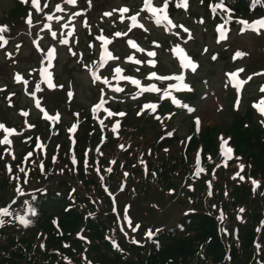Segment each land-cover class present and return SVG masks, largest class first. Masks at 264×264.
I'll use <instances>...</instances> for the list:
<instances>
[{
  "label": "rangeland",
  "instance_id": "1",
  "mask_svg": "<svg viewBox=\"0 0 264 264\" xmlns=\"http://www.w3.org/2000/svg\"><path fill=\"white\" fill-rule=\"evenodd\" d=\"M38 2L41 7H43L44 0H38ZM47 2L49 7L44 10L45 13L51 11V14L62 16L64 19L59 22L56 20L47 21L44 19L43 22L38 23L37 21L41 19L43 14H36L29 5L30 10L33 11V26L29 28L25 22L19 19L21 17L19 13L23 10V7L18 6L17 10H13L15 7L14 0H0V25L6 24L9 26V31L7 33L13 29L11 33L5 37L8 43L4 48H0V87L5 88L3 92H0V122L4 123L7 127L15 128L16 132L19 133V135L14 134L10 136L12 140L11 146L0 145V156L4 157L3 160H0V207L8 206L12 200L17 202L20 199V196H17L14 192L15 186L18 184L24 193H30L35 190L46 193L49 192V190H53L63 192L62 194H75L73 197H75L76 194L81 196H96L97 205H95L94 210H100L105 207L102 195L99 193L102 187H104L107 189V191L104 189V193H111L110 196L117 202L118 212L120 211L119 218H121L120 214L124 211L125 207L130 206L128 208V213L130 212L135 220L140 221L141 224L143 223V226H148L152 229H155V227L165 229L172 228L176 222L182 218L183 214L192 211L191 207H194V205L187 204L182 198L185 197V194L189 190L188 188L182 187L183 184L181 186V184L177 182L175 185L176 190L172 192L174 196L168 195L165 197L166 195L163 196L161 190L154 186V181H149V187L147 189L143 187L139 190L146 192V199H148V201H143L138 200L142 198H132V189L130 193L127 194V185L129 187V183L131 182V184L133 183L131 187L137 188L138 185L133 178H146L147 174L145 172H151L146 170L148 166H154V170H156V167L161 165L160 171H158L157 174L155 173V175L158 177L164 175V163L166 162L167 156L169 158L173 157L179 159V157L183 156L185 153V149L188 150L201 141V136L204 140V144L209 148L212 159L214 158L215 151L213 163L218 164L220 161V165L222 166V159L231 160L228 163L235 161L231 164L232 168H229L231 171L238 170L236 162L245 165V181L241 183L238 179H232V184L227 182L229 188L232 186L238 189L241 188V192H248L250 190L252 194V186L250 181L247 180V177L250 175L256 179L260 178L257 177L256 174H253L252 170L254 168H257V170L254 169V171L258 173L259 176H261L260 172L262 171L264 185V148L261 147L264 140V130L260 132H255V130H253L256 128L255 125L260 126L261 115L258 110L252 106L254 102L258 103L261 97L264 96V93L259 91V87L264 85V75L256 82L257 84L255 86L254 84L252 86L251 84L248 85L250 81L245 84V88L247 86V92L252 94L250 95L252 96L251 102L248 103L249 100H247L246 103L240 93L241 107H243L244 112H252L250 116H253V121L251 122V118L247 116L241 122L239 128L235 127L233 129L231 126L233 119L225 113H218L221 109L222 112L225 111V107L227 106L225 99L227 102L228 99L220 90L218 92L216 91L218 87L217 83L220 80L219 75H221L223 69L230 71L235 66H244V71L241 76L237 75V79H246L248 73L256 71L257 73H264V34L260 37H255L253 35H245L244 33L247 32L244 31V36H240L242 33L239 27L237 29L236 26L239 25L242 28L237 21L243 18H237L232 20L229 26H225V36L228 42L218 46L217 43L223 40H220L219 37L216 39L218 32L215 27L213 29L215 23L211 19H204L203 23H200L199 20L196 19V15H201L204 12V5L200 0H188L189 8L187 10L175 8L174 5L176 0H171L173 6L169 9L170 18L175 24H183L186 26L190 30L191 36L193 37L192 39H188V34H184L182 29H180L182 33L181 36H174L172 33L177 31L176 28L165 31L164 29L169 27L166 23L156 25L154 20L147 21V19H143L142 14L138 20L148 29L147 32H144L143 29L140 28H133L130 37V33H128L127 36L115 37L113 35L114 32H124L126 22L120 24L112 17L103 16V13L105 11H111L119 5V7L122 5L129 6L130 13H133L139 10L141 6L140 0H91L90 7L88 6V0H77L76 5H68L65 3V0H47ZM124 2L128 4H123ZM158 2L159 0H154V3ZM240 2L248 5L252 3L251 0H240ZM57 3L61 4V7L64 9L63 12H57L55 10V5ZM230 3L235 5L237 1H231ZM259 6L260 4L255 5L252 16H245L249 23L252 20L264 18V12L259 10ZM262 6L264 7V4ZM211 10L214 11L213 9ZM72 11H79L81 16L68 20L67 18L71 16ZM8 14L10 15L4 16ZM18 15L19 17H17ZM118 15V13L115 14V16ZM237 15L241 14L237 13ZM85 20L88 23V28L84 27ZM43 23L50 24L52 30L56 31L58 36L61 34L67 35L69 31H72V35L67 36L69 44L60 45L53 41L48 30L43 28ZM64 23L68 24L67 28L60 27V25ZM127 28L125 32H127ZM101 30L103 34L112 41L105 47L114 56L120 57V59L116 61H105L103 67L99 66L97 57L99 52L103 51L100 47L101 42L95 40V36L101 34ZM251 33L254 34V32ZM138 38H140V41L137 42L136 39ZM129 39L133 40V42L136 41L135 43L140 44L141 47L145 48L147 51H155L157 55L155 57H147V55L142 56L140 52H134L131 45L127 43ZM33 41H36V43L34 44ZM152 41H156L161 47L157 48L156 44H153ZM89 43L93 44L92 49L88 48ZM37 44L40 49L44 51L38 52ZM176 44H179L193 61L201 64L200 71L196 76L192 77V80L195 81V85H198V80L201 77L208 74L214 75L213 79L210 81L211 90L214 91L213 96H210V90L207 92L206 89H201L200 92L199 88L198 91V93L203 92L209 96L208 99L201 101L198 105L197 117L200 119L199 126H197L195 122L189 121L187 118L184 119L183 116L179 115L180 112L171 119H168L167 117H171V111L174 105L170 103L169 112L168 105L165 101L167 98L163 101L159 100L162 93L144 92L137 96L136 99H133V96H136L139 89L135 85H132L130 81L119 80L114 73V68L120 66L124 70L122 75H129L139 79L142 86L156 84V86L161 89L167 88L169 84H175L177 81L149 80L146 79V77L151 71H156L158 75L169 76L179 74L181 71H183L184 74H189L191 72V69H181L177 64L178 61L176 59L178 57L170 51ZM17 45H19L18 49L16 47ZM45 47L47 49L50 47L56 48L53 67L49 68L48 71L52 74L53 83L56 85H63V88L56 87L48 89L44 77L39 75L40 64L44 66L47 64L46 60H44L43 63L41 62L46 54ZM68 47H72L73 51L77 53V56H72L67 51ZM204 48H207L208 54L207 52H203ZM235 50H239L245 53V55L242 56L243 58L237 57L234 59L233 54L231 58L232 62L241 58L240 61L234 65L230 62V55ZM6 53H10L11 56L9 57ZM81 53L83 54L82 56L80 55ZM211 53L216 54L218 60L212 62L211 59H209ZM128 56H132L133 59L128 60ZM81 59L90 67H94L97 74L109 79V86L105 88L106 103L104 107L113 111L125 112V116L130 121H127V118L121 119L122 117L119 116L108 117L103 108L95 113L91 111L92 106L99 102V82H97V84L91 83L90 73L83 67V64L78 62ZM136 59H140L142 63L139 65L135 64ZM147 59H155L157 61L155 68L150 67L151 65L146 62ZM94 61L97 62L95 65H93ZM136 68H139L140 71L137 72ZM16 73L21 74L29 80V91L34 90L33 81L40 84L43 91L37 92V98L41 100V106L44 107L50 115L59 112V122L45 121L42 118V114L35 107L34 99L25 94V90L21 85L14 82L13 78ZM204 82H207V80ZM220 82L224 90L230 96V106H228V110L234 112V110H236L234 104L237 93L232 80L229 76H226L221 78ZM117 86L123 88L124 91L116 93L114 89ZM68 91H71V96H68ZM12 92H15L16 95L11 97L12 106L10 107L5 97ZM173 96L179 100L186 99L185 94L181 93V91L179 94ZM151 99H154L156 101L154 103H158L159 105L156 113H152L151 110H145L144 114L138 116L137 111H139V108L144 103H148ZM187 100L189 101V99ZM21 111H28L30 114L28 117H23L20 115ZM164 112H169V114L163 115ZM173 112L177 111L174 110ZM73 113H78L79 115L74 116ZM157 115L160 117L163 115L160 120H157L158 130L160 132L164 131L163 134L166 135V130L171 131L173 129L171 138L162 139L161 136H159L160 133H156L155 130L154 132H150L151 128L147 126L148 124L145 121L150 118V116L155 118ZM86 116L90 119L85 118ZM97 118L101 119V121L97 122ZM116 120H121L120 124L129 125L132 129L136 130L133 131L128 128L125 134L130 133L129 137L122 136L119 130L117 133H113L111 127ZM25 121L35 124L36 127L28 128ZM73 123H76L78 127L75 133H70L67 129ZM86 123L89 125L85 126ZM151 127L154 128V124ZM110 134H112V136H117L112 148L109 146L112 150L109 149L108 145L100 148L95 144L98 138L96 136H107L108 138ZM3 135V131L0 130V139L3 138ZM29 137L32 139H29ZM95 137L96 139L94 140ZM189 137L191 139H188ZM220 137L228 140V144L225 145V147H231L233 149V154L230 158L224 157L220 153ZM37 138L39 139L37 140ZM128 141L133 146L126 156H122L118 149V145H120V142L126 143ZM158 142L161 143V146L157 145ZM37 143L41 146L37 147ZM101 143H105V139L102 140ZM206 146H204V149ZM7 147H11L15 160L4 151ZM97 148H99V152H97ZM201 148H197L195 154L198 149L199 152H201ZM165 149H168V151H165ZM149 150H153L154 154L150 155ZM159 150L162 151L159 153ZM243 150L245 155L239 157L240 160L237 161L235 157L241 154ZM30 151L32 155L28 156ZM85 152L88 153V166H85L84 163ZM110 153L116 157V164L113 166L115 173L108 174L107 171L104 172L103 169L100 170L99 166H96V164H107L106 157ZM195 154L190 155L189 165L196 162L198 154ZM73 158L77 161L75 165L72 164ZM141 160L144 161V164L140 163ZM123 162H126V170L122 169ZM6 163L13 167L12 173L7 172L5 167ZM41 163L43 164V171L40 169ZM197 164L202 166L201 163ZM203 164L205 165L204 162ZM211 167L212 164L209 163V165L203 169L210 170ZM20 168H23L25 172H27V183H24L25 177L24 174L19 171ZM250 168H252V170ZM97 169H99V173ZM77 172L78 174L82 173L84 175V178L87 180L86 185H89V187H83L82 184L76 180ZM125 172L128 173L127 177L123 175ZM191 174L192 176L194 174L199 175V168L195 167V170L191 172ZM212 175V182L220 183L225 180L219 173L213 172ZM101 176L103 180L100 179ZM151 176L150 174L149 177ZM15 177H20V179L17 180ZM4 179L8 180L10 185L3 191L1 189L5 184ZM198 181L200 180H195V182ZM224 187V184H219L217 190L223 189ZM73 189H75L74 192L72 191ZM190 190H192V188H190ZM178 197L180 198L178 199ZM203 199L204 195L202 192L198 196V200L203 201ZM15 204H12L11 207H14ZM239 208L240 206H236L234 208L235 212L232 214L234 215L232 220L226 221L222 225L234 228L236 226V214L237 217H239ZM184 209L185 213L183 211ZM219 216L220 214H217V218ZM72 219L74 220L72 221ZM72 219L65 223V228L68 231L75 230L80 224L75 215ZM120 221L121 220H119V222ZM218 223L219 225L221 224L220 219H218ZM49 225L51 229L54 230L55 225L51 223H49ZM28 226L36 225L31 222ZM132 226L134 227V225ZM257 228H260V234L264 235V227H262L261 222H259L256 229ZM121 229L124 231L122 232ZM119 230L122 232L120 237L125 240L132 241L134 236L138 235L136 233L137 231L135 233L132 232L127 222H123ZM125 233H127V236H125ZM35 234L37 238L34 243L43 237L37 232ZM57 235H60V233ZM50 237H52V235ZM228 237L230 238L231 235ZM247 238L250 239L249 231ZM78 247L83 248L81 246H76L73 250H77ZM63 258L62 255L54 254L53 262ZM40 260L44 261L46 258H41Z\"/></svg>",
  "mask_w": 264,
  "mask_h": 264
},
{
  "label": "snow or ice",
  "instance_id": "2",
  "mask_svg": "<svg viewBox=\"0 0 264 264\" xmlns=\"http://www.w3.org/2000/svg\"><path fill=\"white\" fill-rule=\"evenodd\" d=\"M200 2L203 4L204 0H200ZM20 3L24 4V5H30V8L32 10H34V12L36 14H43L41 19L37 21L38 23L43 22L44 19H46L47 21L56 20L58 22L61 21L62 19H64V17H62V16L51 14V11L45 13L44 10L49 7L47 0H44L43 7H41V5L38 2V0H20ZM65 3L68 4V5H76L77 0H65ZM257 4H264V0H253V5L252 6L255 7V5H257ZM88 6L89 7L91 6V0H88ZM172 6L173 5H172L171 0H159L158 3H154V0H142V5L140 6L139 10L133 12L132 14H130L128 16L125 15V14L130 13V9L127 6H121V7H118V8H113L111 11H105L103 13V16L112 17L113 19H119V21L121 23H124L125 20L130 21V25L127 28V32L116 31V32L113 33V35L115 37L127 36L128 33L133 31V28H140V29H143L144 32H147L148 29L144 26L143 23H140L139 20H138V18L141 17L142 13H146L147 15L142 17L143 19L154 20V23L156 25H161L163 23H166L169 27H166L164 29L165 31H169L171 28H176L177 31L172 33V35H174V36H181L182 33H181L180 29H182L184 34H188V39H192L193 37L191 36L190 30L186 26H184L183 24H175L173 22V20L170 18L169 9ZM174 6H175V8H183L184 10H187L189 8V3H188V0H176V3H175ZM210 7H211V5H210ZM217 8L221 9L225 13H228L230 11L228 6L225 5L224 0H219V3H217L213 7V10L215 11V9H217ZM55 10L57 12H63L64 11V9L61 7L60 3H57L55 5ZM116 13H119L118 17L115 16ZM80 16H81V13L79 11H72L71 16H69L67 19L71 20L73 18L80 17ZM32 17H33V11H29L28 14H27V17L25 18V23L28 25L29 28H31L33 26V18ZM199 22L203 23V20H201ZM238 23L244 26V27H242L240 29L241 33H243L245 31V29H251V30L255 31L257 35H261L262 33L260 32V29H264V18L256 19V20L252 21L251 23H249L246 20H240ZM60 27L61 28H67L68 24L67 23L61 24ZM84 27L85 28L89 27L86 20L84 21ZM43 28L48 30V32L51 35L53 41L57 42L60 45H68L69 44V39L67 38V36H71L72 35V31H69L67 33V35L61 34L60 36H58L57 32L52 30V26L50 24L43 23ZM216 30L219 32L220 40L226 39L225 30L223 28V25H218ZM8 31H9V26L8 25H6V24L0 25V48H4V46L8 43V40L5 39V36L3 35V33H7ZM95 40L101 42L100 47L103 49V51L99 52V66L100 67H103L105 61H107V60L116 61V60L120 59V57L114 56L105 47L106 45L110 44L112 41L110 40V38L106 37L103 34L102 30H101V34H98V35L95 36ZM185 42H187V41H185ZM33 43L35 44L36 41H33ZM127 43L129 45H131V48L135 49L137 52L143 53V52L146 51L145 48L139 46L137 43L133 42V40H131V39H129L127 41ZM152 43L156 44L157 48L161 47V45H159L156 41H152ZM16 47L18 49L19 45H17ZM88 48L92 49L93 48V44L89 43L88 44ZM170 50L175 54V56H177L179 58V64H180L181 69H191L192 72H195L197 70L198 64L195 61H193V59L190 58L186 54L185 50L179 44H176L175 47L171 48ZM37 51L41 52V51H44V50L40 49L39 45L37 44ZM67 51L72 56H74V57L77 56V53L75 51H73L72 47H68ZM207 51H208L207 48L203 49V52H207ZM55 53H56V48L55 47L48 48L46 50V56H44L42 58V61H41L42 63H43L44 60L47 61L46 67L44 69L40 70L39 75L44 77L48 89H53V88H56V87H61V88L64 87L63 85L54 84L53 83V79H52V74L48 71L49 68L53 67V60L55 59ZM6 55H8L9 57L11 56L10 53H6ZM80 55L82 56L83 54L81 53ZM156 55H157V53L155 51H152V50H148L147 51V57H155ZM244 55H245V53L237 50L235 52V54H234V59L237 58V57H242ZM127 59L128 60H132L133 57L132 56H128ZM211 59L212 60H216L217 56L213 55L211 57ZM78 62L83 64V67L90 73V79H91V83L92 84H97V82H99V84H98V92H99L98 100H99V102L95 103L92 106L91 111L93 113H95L99 109L103 108L104 112L107 114L108 117H116V116L124 117L126 115L125 112H123V111H113V110H111L109 108H105L104 107V104L106 103V100H105V95H106L105 94V88L109 86V83H110L109 79L107 77H104L102 75L97 74V72L94 70V67H90L82 59L79 60ZM146 62L149 65H151L153 68H155V66L157 64V61L155 59H147ZM96 63L97 62L94 61L93 65H95ZM141 63H142V61L140 59H136L135 60V64L139 65ZM33 71H35V70H33ZM123 71L124 70L120 66H116L114 68L115 76L119 80L130 81V83L132 85H135L139 89V91L137 92L136 96H133V99H136L137 96H139L140 94H142L144 92L162 93V95H160V97H159L160 101H163L165 98H169L172 104L176 105L177 107L187 109L188 113H192L194 111V109L192 107L188 106L187 104L182 103L181 100L177 99L175 96L172 95L171 89H175L177 91H188V92L192 91L190 85L187 84V83H184L185 75H184L183 71H181L179 74H174V75H171V76H169V75H158L156 71L149 72L147 77H146V79H149V80L156 79V80H159V81H169V80L177 81V83L169 84L168 87L164 88V89H161V88L157 87L156 84H149L147 86H142L141 85V81L139 79L134 78V77L129 76V75H122ZM136 71L139 72L140 69L136 68ZM243 71H244L243 68H239V69H236L235 71H232V72L226 74L234 82V87H235V90H236V93H237V98H236L234 107H236L237 109H238L239 103H240L241 86L246 84L248 81H251L253 76H255V75H264V73H252L251 75H248L246 79H237L238 73H241ZM13 79H14V82L16 84H19V85H21L24 88L26 95H29V96H31L34 99L35 107L42 114V118L45 121L59 122V120H60L59 112L55 113L54 115H50L45 110V108L41 106V100L39 98H37V92H41V91H43V89L41 88L39 83H36L35 81H33L34 90L29 91V80L28 79H26L24 76H22L19 73H16L14 75ZM4 90H5V88L0 87V92H3ZM114 91L116 93H120V92H123L124 89L117 86V87H115ZM259 91L261 93H264V85H262L259 88ZM67 94H68V96L72 95L71 91H68ZM15 95H16V93L12 92L7 97H5V99L8 102V105L10 107L12 106L11 97L15 96ZM158 106H159L158 103H153V102L144 103L139 108V111H137V115L139 116L141 114H144L145 110H151L152 113H156ZM252 106H253V108L258 110L259 114L262 117H264V96L261 97V99L259 100L258 103L254 102ZM29 114L30 113L28 111H21L20 112V115L23 116V117H28ZM73 115L74 116H78L79 114L78 113H73ZM155 118L157 120L161 119V117L158 116V115ZM25 123L27 124L28 128H35L36 127L35 124L28 123L27 121H25ZM101 123H103V122H101ZM260 123L264 124V119H262L260 121ZM195 124L197 126H199V124H200V119L198 117L195 119ZM77 127H78V125L76 123H73L67 129V131L70 132V133H75L76 130H77ZM119 128H120V121L116 120L115 123L112 124L111 131L113 133H117V130ZM0 130H2L3 133H4L3 138L0 139V145L11 146L12 145V140L10 139V136H12L14 134L15 135H19V133L16 132L15 128L7 127L2 122H0ZM165 134L167 136L171 137L173 135V132L172 131H168ZM161 138H163V137H161ZM29 139H32V138L29 137ZM38 139L39 138H37V140ZM188 139H191V138L189 137ZM219 139L221 141V143L219 145L220 153L224 157H229L230 158L232 156V154H233V149L231 147H225V145L228 144V140L223 138V137H220ZM34 143H35V141H34ZM36 146L40 147L41 145L37 143ZM118 147L123 149L125 146L123 144H120V145H118ZM4 151L7 152L8 155L11 156L13 160H15V156L12 154L11 147L5 148ZM99 151H100L99 148H97V152H99ZM165 151H168V149H165ZM31 155H32V152L30 151L28 153V156H31ZM84 157H85V159H84L85 166H88V159H87L88 153L87 152L84 153ZM3 159H4V157L0 156V160H3ZM209 159H211V158L209 157ZM235 159L237 161L240 160L239 157H235ZM76 163H77L76 159L73 158L72 159V164L75 165ZM110 163L111 164H115L116 161L112 160V161H110ZM140 163L144 164V161L141 160ZM216 166L219 167V164H217ZM5 167H6L7 172H9V173L13 172V167L11 165H8L6 163ZM249 167H250V165H249ZM244 168H245V165L243 163H239L238 164V170L233 174V176L231 178L234 179V180L238 179V181H240V182L245 181L246 177H245V175L242 174L243 171H244ZM40 169H41V171L44 170L42 163L40 164ZM105 170L107 172H109V173H111L113 171L112 168H107ZM19 171L24 174V177H25L24 183H27V179H26L27 172H25V170L23 168H20ZM203 171H204L203 168H199V172H203ZM97 172L99 173V169H97ZM123 175L125 177H127L128 173L125 172V173H123ZM152 175L155 176V173L153 172ZM15 179L19 180L20 177H15ZM100 179L103 180V177L101 176ZM247 180L250 181L251 186H252V191L255 192L257 190V188L260 186V181L257 180V179L252 178L250 175L247 177ZM208 183H209V187H210L211 186V182H208ZM72 191L74 192L75 189H73ZM105 191H107V189H105ZM14 192H15V194L17 196L23 197L25 195L24 191L22 190V188L18 184L15 186ZM208 194L211 195L212 194L211 191H209ZM109 195H111V193H109ZM261 195H264V193H261ZM33 199H34V197H33ZM15 203H16V201L12 200L11 203L8 206L0 207V226H3L4 224L9 222L6 219H4V217H13L14 216V213L12 211H10V208H11V205L15 204ZM24 203L27 204L28 201L25 200ZM129 207L130 206H126L125 207V209H124V217L123 218L125 220H127L129 227H131V229H132V232H136L141 226H140L139 223H136L134 227L132 226L133 225V221L127 215ZM213 207H215V205H213ZM115 210L116 209L114 207L113 211H115ZM244 211H245L244 208H240L239 209L240 213H243ZM28 212H30L31 215H36L35 209H33V208H29ZM26 215H27V213L25 215H18L17 214V215H15L14 218L21 225L27 227L31 223V221L26 218ZM89 215L90 216L94 215V213H89ZM219 218L221 220H223V218H224L223 217V213H221ZM52 223L54 225L58 226V221L57 220L54 219L52 221ZM261 225L264 226V221H261ZM121 231L123 232L124 230L121 229ZM156 231H159V229H157ZM221 231L226 233V229H221ZM256 231L259 232L260 228H257ZM146 235H147V237L149 239H151L152 236L154 235V233L151 230H148L146 232ZM77 236L81 240H86V237L82 236L80 233H77ZM125 236H127V233H125ZM132 242L133 243H138V241H135L134 239H133ZM63 246L65 248H68L70 245L65 243ZM112 246L114 248H118L119 247V245L114 240L112 241ZM40 247L44 248V244H41ZM256 247L259 249L260 245L257 244ZM65 259L67 260V257H65ZM68 264H72V262L69 260ZM87 264H91V261H87Z\"/></svg>",
  "mask_w": 264,
  "mask_h": 264
},
{
  "label": "trees",
  "instance_id": "3",
  "mask_svg": "<svg viewBox=\"0 0 264 264\" xmlns=\"http://www.w3.org/2000/svg\"><path fill=\"white\" fill-rule=\"evenodd\" d=\"M261 147L264 148V143L261 144ZM254 169L257 170V168ZM254 169L252 170L253 174H258L254 171ZM260 174L261 179L263 180L262 171ZM180 175L181 172H179L177 168L173 169V167H169L167 170L165 169L164 172V183L170 182L172 184ZM49 201L50 200H48L47 203H49ZM210 201L214 204H221L224 208H228L230 212L233 211L236 206L244 207L245 211L243 212V216L247 221V226L250 224H256L258 219L262 216V211L264 210V201L257 200V195L255 193L251 194L250 190L248 192H241V188L238 189L234 186L229 189V194L226 196L223 195L222 189H218L216 192L214 191ZM53 203L54 205H58L59 210L63 213V220L70 219L69 215L63 212V203L59 201ZM45 212L46 211H43L42 214ZM229 216L232 220L234 215L230 213ZM95 223H97V225H95ZM189 223V233H193V239H186L188 235H186L184 229L182 231L177 230L173 237L166 236V232L160 233V249H158L157 252L153 251L154 253L147 257L145 256V253L142 252V249L132 245H127L125 247L122 246L123 248L121 253L112 251L101 235L102 230L105 227L104 222H94L92 220H88L86 225L92 236H89V238L90 240H93V242L96 243L97 241V243H99V246L98 244L96 245L93 243L88 254H91L95 258V261L100 264H106L105 262L109 261H112V264H136L131 258L145 261L146 264H190L191 262L196 261H199L197 264H204L205 262L203 260L195 256V251H198L197 247L202 245L204 247V253H207L205 257L206 260L208 259L209 261H212L213 264H227L222 263L223 250L221 242L216 235L215 223L213 219L197 213L190 217ZM182 224L186 226L187 222L184 220L182 221ZM252 225L248 227L251 228ZM250 234L252 237L253 232L251 231ZM17 235L18 236H14V239L3 240V245L0 246V264H43V261L38 258V255H42V253L37 249H33L32 241L29 238H26V234L17 233ZM67 238L69 237L65 236V239ZM65 239H53L54 242L50 240V243H54L52 246H59L60 241ZM207 240L208 242L205 243ZM14 241H17V244L11 251L10 247L14 245ZM244 242L245 240H243L240 236L239 250L234 248L231 249L230 264H247L252 250L250 245L248 246L249 242ZM260 242H264V235L262 236ZM8 243L10 245L7 246ZM243 245L244 247H248V251L245 250L247 251L245 254L242 253ZM5 250L6 252H4ZM13 251H18L19 253L18 255H13V260L10 259L12 256L9 260L4 258L10 254L12 255ZM15 257L18 259V262L14 259ZM241 259H243V262Z\"/></svg>",
  "mask_w": 264,
  "mask_h": 264
}]
</instances>
